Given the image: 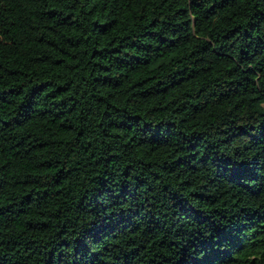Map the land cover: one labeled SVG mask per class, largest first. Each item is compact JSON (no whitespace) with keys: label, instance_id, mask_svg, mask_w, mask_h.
<instances>
[{"label":"trees","instance_id":"trees-1","mask_svg":"<svg viewBox=\"0 0 264 264\" xmlns=\"http://www.w3.org/2000/svg\"><path fill=\"white\" fill-rule=\"evenodd\" d=\"M0 264H264V0H0Z\"/></svg>","mask_w":264,"mask_h":264}]
</instances>
